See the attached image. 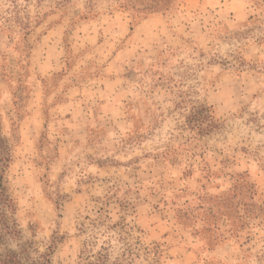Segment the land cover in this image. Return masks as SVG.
I'll return each instance as SVG.
<instances>
[{
    "label": "rangeland",
    "instance_id": "rangeland-1",
    "mask_svg": "<svg viewBox=\"0 0 264 264\" xmlns=\"http://www.w3.org/2000/svg\"><path fill=\"white\" fill-rule=\"evenodd\" d=\"M124 4L0 0L19 232L0 249L28 263L52 247L53 264H264V0H175L141 18ZM100 86L116 99L105 112ZM71 89L78 104L57 108ZM202 108L220 120L206 135L189 123Z\"/></svg>",
    "mask_w": 264,
    "mask_h": 264
},
{
    "label": "trees",
    "instance_id": "trees-1",
    "mask_svg": "<svg viewBox=\"0 0 264 264\" xmlns=\"http://www.w3.org/2000/svg\"><path fill=\"white\" fill-rule=\"evenodd\" d=\"M114 1H123L127 4L125 5L130 11L133 12L136 17H145L149 14L156 12H162L170 8L171 4L175 0H114ZM145 1V2H144ZM133 27L131 31L133 32ZM206 110L205 114H198L190 116L189 123L194 128L198 129L202 135H206L212 132L216 128V124L220 120L216 119L212 114L211 110L202 108ZM2 132V121L0 119V135ZM7 157H3L2 150L0 149V190L1 194L4 197L3 202L1 203L0 211V245L8 244L10 241H17L19 237V232L17 230V224L15 221H10L8 214L14 215L16 212V205L12 198L6 195V191L3 185V180L5 176L6 169L8 168V163H10V152L7 153ZM6 195V196H4ZM183 212H180V219L183 218ZM21 248V246H20ZM19 248V249H20ZM52 247L48 248V253L39 255L38 260H35L32 263H28V259L24 257V253L20 250H9L2 251L0 249V264H53L52 263Z\"/></svg>",
    "mask_w": 264,
    "mask_h": 264
},
{
    "label": "crops",
    "instance_id": "crops-1",
    "mask_svg": "<svg viewBox=\"0 0 264 264\" xmlns=\"http://www.w3.org/2000/svg\"><path fill=\"white\" fill-rule=\"evenodd\" d=\"M94 87H96V86H94ZM100 88H101V91L100 92H102L104 94V97H103V94L101 93L100 94L101 97L99 98V100H100V103L99 104H100V106L103 109L102 112H105L108 109L107 107H109L110 105H114L116 103V99L114 98L115 99L114 101H113V99L112 100H109L108 95H106V93H108V90L107 89H104L101 86H100ZM69 92L71 94L73 92V89H71ZM97 92L99 93V91H97ZM80 93L78 92L75 95H72V94L69 95V97L71 98L70 101L68 103H64L63 105L58 106L57 108H60L62 110H70V109H72V105L78 104L79 101H78V99H75V97H77L78 95H80ZM74 99H75V101H74Z\"/></svg>",
    "mask_w": 264,
    "mask_h": 264
}]
</instances>
